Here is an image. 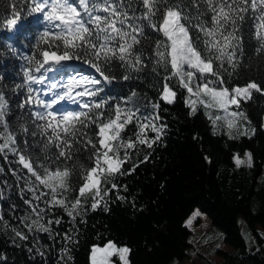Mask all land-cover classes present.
Masks as SVG:
<instances>
[{
	"label": "snow or ice",
	"instance_id": "snow-or-ice-1",
	"mask_svg": "<svg viewBox=\"0 0 264 264\" xmlns=\"http://www.w3.org/2000/svg\"><path fill=\"white\" fill-rule=\"evenodd\" d=\"M23 4L43 28L33 45L35 52L27 57L30 67L23 71L24 83L17 86L27 92L17 105L24 115L13 117L0 91V156L7 159L11 154L27 172L21 178L32 194L24 201L30 209L23 218L29 231L53 237V225H61L63 215L73 224L77 218L84 223L89 208L108 211L106 197L114 190L116 199L124 200L117 180L149 160L151 152L144 149H153L167 128L160 122V112L167 111L161 101L174 104L177 90L186 92L189 115L203 108L213 135L224 131L229 139H237L249 134L251 121L241 103L251 100L253 92L264 95V87L253 79L243 85L229 80L238 75L236 52L242 50L245 24L254 29L257 53H264V0H23ZM11 8V17L3 20L9 30L22 23L15 3ZM77 61L95 69L100 78L70 73L66 66ZM114 67L124 72L117 76ZM130 73L159 78L158 98L144 106L150 105V113L128 106L136 92L123 103L101 95L102 83L127 81ZM68 103L76 109L65 108ZM244 155V160L238 154L234 157L237 167L252 166V153ZM123 188L127 191L126 185ZM192 222L189 219L187 226ZM63 239L78 243L67 233ZM130 251L112 241L103 247L93 245L90 264H112L113 256L130 264ZM64 257L72 259L67 247L61 250Z\"/></svg>",
	"mask_w": 264,
	"mask_h": 264
},
{
	"label": "trees",
	"instance_id": "trees-1",
	"mask_svg": "<svg viewBox=\"0 0 264 264\" xmlns=\"http://www.w3.org/2000/svg\"><path fill=\"white\" fill-rule=\"evenodd\" d=\"M15 3L21 12L22 23L13 30L6 29L3 20L12 15L11 5ZM43 25L34 16L27 15L23 0H0V91H3L13 117L24 115L17 105L25 99L23 71L30 67L27 57L33 55L36 37ZM254 29L245 24L242 30V50L236 52L240 65L238 75L230 84L243 85L253 79L264 87V53H257L259 46L253 35ZM147 60V55L145 56ZM79 71L93 78H100L95 69L77 61ZM227 67V65H225ZM112 71L120 76L124 70L114 67ZM52 75V74H50ZM131 79L102 83V96L113 103H123L137 96L128 104L140 106L141 111L150 113L149 101L158 98L160 88L158 77L145 73H130ZM102 79V78H101ZM177 90V89H174ZM186 92L177 90L176 102L172 105L161 101V123L167 124L164 135L151 152L147 162L140 163L131 175L119 177V194L124 200L116 199L114 190L109 197L108 211L102 207L87 211L86 222L79 218L75 224L63 215L61 225H53V237L38 231H29L23 218L30 209L25 199H31L27 191L26 170L13 161L0 156V264H90L93 245L104 246L108 241L118 247H128L130 264H171L199 255V242L208 238L211 228L217 243L222 241L231 249H211L215 259H204V264H264V95L253 92L252 99L241 103L251 124L249 134L229 139L221 131L213 135L212 124L199 108L195 115H189L185 106ZM254 129V133L253 130ZM132 134L129 125L127 135ZM235 134V133H234ZM154 134L149 133V136ZM141 152L139 159H143ZM252 153V166L235 164L234 157ZM207 157V159H205ZM137 157L133 156V160ZM131 167V162L125 168ZM18 175H13V171ZM127 186L124 191L123 186ZM198 209L210 221L206 232L195 233L185 226V220ZM57 215H62L57 212ZM245 220L250 235L248 245L238 228V216ZM47 219V218H46ZM13 229L27 237L21 239ZM65 233L78 243L63 239ZM207 233V234H206ZM202 240V241H201ZM70 249L71 260L61 259V250ZM112 264H121L118 257L111 258Z\"/></svg>",
	"mask_w": 264,
	"mask_h": 264
},
{
	"label": "rangeland",
	"instance_id": "rangeland-1",
	"mask_svg": "<svg viewBox=\"0 0 264 264\" xmlns=\"http://www.w3.org/2000/svg\"><path fill=\"white\" fill-rule=\"evenodd\" d=\"M66 67L69 69V72L72 74L78 73V74H81L84 76L92 77V76L88 75L87 73H83V72L79 71V69H78L79 66L77 63L69 64ZM52 75H54L56 78H62L65 81L67 79L66 76H63V74H52ZM33 87H40V86L34 85ZM64 107L69 108V109H76V105H73L71 103L65 104ZM263 128H264V116H263ZM244 159H245V155H243V157H241V160H244ZM242 165L247 166L246 164H242ZM191 214L192 215L185 220L184 224L192 232V234H195V233L200 234L202 232H206L209 230L210 221L205 214L201 213L198 209H195L194 212H192ZM189 219H191L193 221L190 227L187 226V221ZM237 221H238V228H239L242 236L244 237L246 243L248 245H250V235H249V231H248V228L246 226L245 220L242 218L241 215H239ZM216 232H217V229L213 227V228H211V230L208 234L206 233L208 238H204L203 242H199V237L195 240V244L197 246H199L198 252H199V254H201L204 257V259L208 258V259L217 260V257H215V255L211 256V249H213L214 247H220L224 251H229L231 249L228 245L224 244L222 241L217 243V240H216L217 238L216 237L213 238V235ZM193 257H194L195 261L192 264H204V259H202L201 256L193 255ZM189 262H190L189 259H184L182 261L173 262L171 264H187Z\"/></svg>",
	"mask_w": 264,
	"mask_h": 264
}]
</instances>
